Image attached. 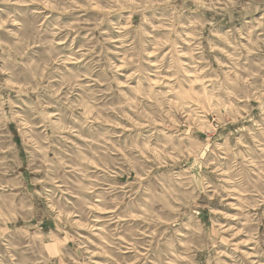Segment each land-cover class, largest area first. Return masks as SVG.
<instances>
[{"label": "clouds", "instance_id": "9594fccd", "mask_svg": "<svg viewBox=\"0 0 264 264\" xmlns=\"http://www.w3.org/2000/svg\"><path fill=\"white\" fill-rule=\"evenodd\" d=\"M15 2L22 5L24 0ZM28 2L31 3L32 0ZM163 2L170 9L167 19L170 31L166 36L171 45L169 54L172 58H178L183 51L176 41L186 40L185 29L191 27L188 24L181 28L180 32L176 31L181 27L179 18L183 15L188 0H183L180 5H177L175 0ZM36 3V8L24 11L18 9L16 13L4 14L6 18L0 19V30L9 36L8 41L0 39V60H3L0 73H7L9 79H16V69H23L27 73L24 91L36 94V99L29 104L17 97L23 111V115L19 117L12 101L0 96V121H33L48 105H52L62 114L58 116V120L70 119L71 125L89 138L84 150L65 152V148L72 147L64 143L65 137L62 136L67 127L47 120L45 114V128L51 129V133L37 135L38 155L33 160L34 170L40 171L44 183L40 185L39 192L32 188L28 181L20 192H10L9 189L15 185L4 183L3 177H0V189H3L0 192V200L3 201V204H0V216L5 222L14 216H23L26 220L36 216L54 224L58 223V229L49 227L48 231L55 230L56 234L60 235L66 228H75L77 225L67 218L62 221L53 220L51 206L55 204L57 210L61 206L57 194L75 193L81 197V206L86 207L83 195L100 189L99 201L105 207L113 204L118 206L125 197H129L137 201L135 208L141 215L149 223H154L156 228H160L164 223L171 225L173 220L178 221L184 211L194 210L202 193L215 191L219 196L221 191L225 190L223 183L215 187L210 186L203 169L215 172L216 178L224 181L226 177L221 173L225 169L234 176L240 165L251 171L253 164L259 169L260 179L243 187L245 194L250 193L248 198L252 203L242 204L241 207L247 214L248 209L254 205L264 204V126L253 120L249 114H245L244 120H252L255 129L252 125L247 128L239 127L237 131L240 135L234 148L230 150V156L225 159H221L224 149H216V142L211 138L214 126L222 127L233 119L240 120V112L243 110H233L232 104L239 105L242 100H246L248 96L254 97L257 93L264 98V59L258 64H250L245 59L249 67L255 68L258 76L255 82L246 83L242 77L237 79L235 75V66L241 58L264 50V39L260 38L264 36V0H193L198 9L224 12L229 21L244 20L248 28L246 32L237 29V36L232 41H226L233 49L231 54L224 53L230 61L227 69L220 58L205 59L201 47L194 45L192 51L200 53L199 59L189 51V63H181L179 70L173 66V79L170 81L163 80L161 75V70L165 69L164 60H160L155 70L152 69V61L149 59L151 53L146 50L147 45L140 39L148 35L152 21L143 18L142 27L148 28V31L132 27L130 31L125 32L119 20L114 23L109 20L112 13L121 14L120 20H126L122 10H126L129 17L142 15L145 9L154 6L153 0H36ZM47 10L79 13V23L75 26L63 25L59 15L53 22L61 27L87 29V47L78 54L87 57L85 63L80 66L83 71H73L63 64L65 58L56 51L53 39L56 29L51 27L52 22L48 27L40 23ZM0 13H3V9H0ZM48 15H51V12H48ZM246 17L251 19L246 20ZM105 22L110 24L107 32L102 30ZM126 22L130 23L127 20ZM203 23L208 24L209 21L204 20ZM8 24L15 25V30L8 29ZM257 29L260 30L259 33ZM194 30L199 35L201 29ZM116 34L123 37L121 44L128 43L124 51L131 57L125 58V67L129 69L130 75L123 85L120 80L123 73L120 71L119 57L113 58L112 50L108 47ZM129 37H134L135 42L128 41ZM240 37L247 40L246 45L240 42ZM37 45L44 46L43 50L35 51ZM163 47L161 44L156 50L159 51ZM220 50L209 43V53ZM213 63L217 67L214 68ZM185 70L195 72L196 77L203 80L204 88L211 85L209 94L222 97L221 108L224 103H227L229 108L221 112L214 109L210 111L203 106V98L197 102L194 96L186 95L184 88L185 85L191 84V78L186 75ZM240 71L243 72L244 69L241 68ZM205 73L212 79H204ZM249 75L251 76V73ZM153 78L168 86L167 94H162L156 89V85L152 83ZM7 86L0 85V88ZM108 100L112 103L109 104ZM6 105L8 112H4ZM245 106L250 113L251 106ZM77 113L79 119L76 118ZM97 117H100L102 125L111 124V127L106 128L103 134L86 132ZM260 119L264 122V106H261ZM202 126L208 129L203 141L196 135ZM118 128L121 131H117ZM195 145H199V148L194 156H190L188 149ZM85 150L90 153L98 167L84 168V165L91 163V160L84 156ZM77 152L80 154L76 159L80 163L73 167L76 160L72 157ZM205 154L210 156V160L204 159ZM252 155L255 160L251 158ZM67 172H72L76 177L71 184L64 175ZM117 175L135 176V179L121 190L113 187L118 183L115 179ZM238 179L239 177L233 179V186L240 187ZM49 185L54 187L50 188ZM113 195L117 197L115 200L111 198ZM17 196L20 197L18 205L12 203ZM38 196L47 202V208L34 207ZM156 205H163L164 210L160 215L164 216L165 220L162 221L153 211ZM32 227L34 226L31 224H25L22 229H17L19 239L14 237L13 240H5L0 232V244L15 252H8L7 261L0 258V264H72L71 259L63 252L59 253L56 259L48 254L44 240L38 239L28 231ZM189 236H194V233L190 232ZM223 243H228V240L224 239ZM113 244L118 245L119 241L113 239Z\"/></svg>", "mask_w": 264, "mask_h": 264}, {"label": "rangeland", "instance_id": "374dc122", "mask_svg": "<svg viewBox=\"0 0 264 264\" xmlns=\"http://www.w3.org/2000/svg\"><path fill=\"white\" fill-rule=\"evenodd\" d=\"M175 2L180 5L183 0H175ZM153 4L154 6L145 9L142 15L137 14L129 17L127 11L122 10V15L130 23L126 20H120L121 14L118 13H112L109 20L113 23L119 20L125 32L130 31L132 27H136L141 31H148V28L142 27L143 18L152 21L148 35L142 36L140 39L147 45L146 50L151 53L149 59L152 61L151 67L153 70L156 69L160 60L165 61V69L161 70L163 80L170 81L173 79L171 75L173 66L179 70L181 63L185 65L189 63L191 57L188 53L193 50L194 45L201 47L205 59L211 60L213 57H217L221 59L226 69L229 67V57L225 56L224 53L231 54L233 49L231 44L226 43V41H232L237 36V29L240 32L247 31L248 26L244 20L229 21L226 13L213 12L210 9H198L193 0H188V3L184 6L183 15L179 18L181 27L177 28L176 31L180 32L181 28L188 24L191 27L185 29L186 40L176 41L183 54L178 58H172L169 54L171 45L166 39L170 31L167 23L170 9L163 0H153ZM36 7H38L36 0H32L31 3L24 0L22 5L16 3L15 0H0V9H3V13H0V19L6 18L4 14L16 13L18 9L24 11ZM48 12H51V15H48ZM57 15L60 16L63 25L75 26L79 23L77 20L79 13H57L53 10H47L40 23L48 27L49 23L52 22L51 27L56 29V34L53 37L55 49L60 56L65 58L63 64L73 71L78 69L83 71L80 66L85 63L87 57L78 54L87 47L86 41L89 40V33L87 29L61 27V25L53 22ZM245 19H251V17ZM204 20L209 21V23L204 24ZM87 22L90 23V21ZM6 27L13 31L16 28L13 24H8ZM197 28L201 29L199 35L194 30ZM109 29L110 24L105 22L102 25V30L107 32ZM259 31L257 29V33ZM253 36L255 38L256 33ZM260 38L264 39V36ZM0 39L8 41V33L0 30ZM122 39L123 37L116 34L108 47L112 50L111 55L113 58L119 57L120 71L123 73L120 80L123 85L130 75L129 69L125 67V58L131 59V57L124 51L128 47V43L121 44ZM128 41L135 42V38L129 37ZM240 42L247 44V40L243 37H240ZM209 43L221 50L209 53L207 51ZM161 44L164 47L157 51L156 49ZM43 47L37 45L34 50L42 51ZM192 56L198 60L200 53L192 51ZM157 57L160 59L158 60ZM245 59L250 64H258L261 59H264V50L253 52L250 57L241 58L235 66L237 79L242 77L246 83L255 82L258 79L255 68L249 67L245 63ZM0 66H3V60H0ZM9 66H11V62H9ZM201 67H203L202 64ZM213 67L215 68L217 65L213 63ZM241 68L244 69L243 72L240 71ZM185 71L186 75L191 78V84L185 85L184 88L186 95L194 96L197 102L203 98V106L210 111L214 109L221 112L229 108L227 103H224L223 108H221L222 97L209 94L211 85L204 88L203 80L198 79L195 72ZM203 77L207 80L212 79L206 73L203 74ZM25 79H27V73L20 68L16 69V79H9L7 73H0V85H8L0 88V96L12 101L16 106L18 117L23 115V111L17 97L19 96L25 104H29L36 99L35 92L24 91ZM152 83L156 85V89L160 93H168V86L161 83L160 80L153 78ZM107 102L112 103L111 100ZM245 105L251 106L250 113ZM261 106H264V98L260 94L257 93L254 97L248 96L239 105H231L233 110H243L240 112L239 121L233 119L231 123H226L222 127L214 126L211 138L216 142V149H224L221 159L230 156V150L234 148L240 135L237 131L239 127L247 128L252 125V128L255 129L252 120H244L245 114H249L253 120L264 126V122L260 119ZM4 112H8L7 105L4 107ZM45 114L47 120L55 121L61 127H67V131L63 132L62 136L65 137L64 143L72 147L65 148V152L85 149L88 135L79 133L77 128L71 125L70 119L61 118L58 120V116L62 114L52 105H48L44 112L33 121H19L18 119L0 121V177H3L4 183L15 185V187L9 189L10 192H20L26 181L30 182L32 188L39 192L40 185L44 183L40 171L38 169L34 170L33 160L38 155L36 152V145L39 143L37 135H43L45 132L51 133V129L45 128ZM93 114L95 115V113ZM76 118H80L79 113L76 114ZM109 127H111V124L102 125L100 117H97L91 128L85 131L103 134L105 129ZM117 131H121V129L118 128ZM189 131H191V126H189ZM207 131L208 129L202 126L197 130L196 135L203 141L206 138L205 133ZM198 148L199 145L189 148L190 156H194ZM79 154L77 152L72 157L73 160H76V164L72 165L73 167L80 163L76 159ZM214 154L212 153V155ZM84 156L86 159L91 160V163L84 165V168L98 167L96 161L92 160L90 153L86 150ZM251 158L255 160L254 155ZM204 159L210 160V156L205 154ZM202 171L207 174L206 178L210 186L215 187L223 183L225 190L221 191L219 196L216 195L215 191L202 193L196 201L197 206L194 210H182L184 214L178 221L173 220L171 225L164 223L160 228H156L154 223H149L135 208L137 201L129 197H125L118 206L113 204L105 207L99 201L101 190L96 189L83 195L86 207L81 206V197L75 193L57 194L61 206L59 210H57L55 204L51 206V211L54 214L53 220L62 221L67 218L77 225L75 228L71 226L66 228L60 235H57L55 230L48 231L49 227L58 229V223L54 224L36 216H33L31 220H26L23 216H14L6 222L0 216V232L3 233L5 240H13L14 237L19 239L17 229H22L25 224H31L34 227L28 229V231L38 239L44 240V247L48 254L56 259L58 254L63 252L67 258L71 259L72 264H264V204L254 205L253 208L248 209L247 214L241 207L242 204L252 203V200L248 198L250 193L245 194L243 187L260 179L259 169L253 164L251 171H249L248 168L240 165L234 176L227 173L225 169L221 173L226 177L224 181L218 180L215 172H207L206 169ZM64 175L69 184L76 179L72 172H67ZM236 177H239L238 184L240 187L233 186V179ZM115 179L118 183L113 187L122 190L131 180L135 179V176L117 175ZM48 187L54 186L49 185ZM229 190L231 195H229ZM2 191L3 189H0V192ZM111 198L115 200L117 197L113 195ZM145 198H147V194ZM19 202V196L12 201L16 205ZM0 204H3L2 200H0ZM34 207L47 208L48 204L46 201L39 199L38 196L37 204ZM162 210H164L163 205H156L153 208L156 215L160 216L163 221L166 218L160 215ZM190 232L194 233V236L190 237ZM113 239L118 240L119 244L114 245ZM224 239H227L228 243H223ZM9 251L13 250L0 244V258L7 261ZM13 254H15L14 251Z\"/></svg>", "mask_w": 264, "mask_h": 264}, {"label": "bare ground", "instance_id": "6f19581e", "mask_svg": "<svg viewBox=\"0 0 264 264\" xmlns=\"http://www.w3.org/2000/svg\"><path fill=\"white\" fill-rule=\"evenodd\" d=\"M254 256V255H253Z\"/></svg>", "mask_w": 264, "mask_h": 264}]
</instances>
